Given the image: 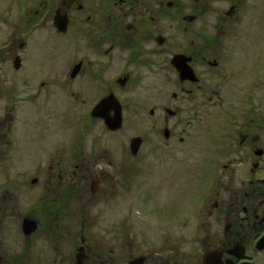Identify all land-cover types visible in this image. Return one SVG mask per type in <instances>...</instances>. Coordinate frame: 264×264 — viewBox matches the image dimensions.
Here are the masks:
<instances>
[{
    "label": "flooded vegetation",
    "instance_id": "1",
    "mask_svg": "<svg viewBox=\"0 0 264 264\" xmlns=\"http://www.w3.org/2000/svg\"><path fill=\"white\" fill-rule=\"evenodd\" d=\"M0 264H264V0H0Z\"/></svg>",
    "mask_w": 264,
    "mask_h": 264
},
{
    "label": "water",
    "instance_id": "2",
    "mask_svg": "<svg viewBox=\"0 0 264 264\" xmlns=\"http://www.w3.org/2000/svg\"><path fill=\"white\" fill-rule=\"evenodd\" d=\"M180 75H182V72L181 71H180ZM107 124L110 125L111 127H119L120 126V123L114 124L112 122H107ZM135 140H136V137H133L131 139V146H132V148L134 147Z\"/></svg>",
    "mask_w": 264,
    "mask_h": 264
},
{
    "label": "rangeland",
    "instance_id": "3",
    "mask_svg": "<svg viewBox=\"0 0 264 264\" xmlns=\"http://www.w3.org/2000/svg\"><path fill=\"white\" fill-rule=\"evenodd\" d=\"M126 128H128V127H126ZM125 129V128H124ZM129 130V128L127 129V131Z\"/></svg>",
    "mask_w": 264,
    "mask_h": 264
}]
</instances>
